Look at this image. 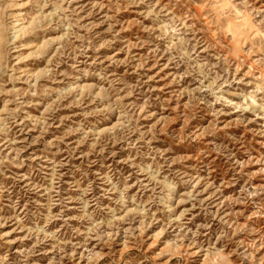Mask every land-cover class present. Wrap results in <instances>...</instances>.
I'll use <instances>...</instances> for the list:
<instances>
[{"label": "rangeland", "instance_id": "obj_1", "mask_svg": "<svg viewBox=\"0 0 264 264\" xmlns=\"http://www.w3.org/2000/svg\"><path fill=\"white\" fill-rule=\"evenodd\" d=\"M0 264H264V0H0Z\"/></svg>", "mask_w": 264, "mask_h": 264}]
</instances>
